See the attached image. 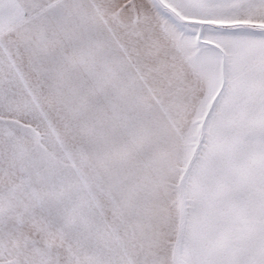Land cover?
Masks as SVG:
<instances>
[{"label": "snow or ice", "instance_id": "obj_1", "mask_svg": "<svg viewBox=\"0 0 264 264\" xmlns=\"http://www.w3.org/2000/svg\"><path fill=\"white\" fill-rule=\"evenodd\" d=\"M0 264H264V0H0Z\"/></svg>", "mask_w": 264, "mask_h": 264}]
</instances>
